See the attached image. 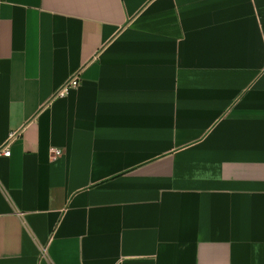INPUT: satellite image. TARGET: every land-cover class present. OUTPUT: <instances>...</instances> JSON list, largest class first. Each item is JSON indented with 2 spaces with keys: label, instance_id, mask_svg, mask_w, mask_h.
<instances>
[{
  "label": "crops",
  "instance_id": "crops-1",
  "mask_svg": "<svg viewBox=\"0 0 264 264\" xmlns=\"http://www.w3.org/2000/svg\"><path fill=\"white\" fill-rule=\"evenodd\" d=\"M14 131L0 264H264V0H0Z\"/></svg>",
  "mask_w": 264,
  "mask_h": 264
},
{
  "label": "built area",
  "instance_id": "built-area-1",
  "mask_svg": "<svg viewBox=\"0 0 264 264\" xmlns=\"http://www.w3.org/2000/svg\"><path fill=\"white\" fill-rule=\"evenodd\" d=\"M79 85V79L77 76L73 77L72 79H70L63 87L62 89L59 91V93L57 94L58 97H62L67 95V93L72 90V89H76ZM23 131H14L13 133H11L9 139L7 140L6 143H4L3 145H0V159L1 158H9L11 157V144L12 141H14L16 138L20 137V135L22 134ZM53 157L57 158L60 157L62 152L59 150H55L52 151Z\"/></svg>",
  "mask_w": 264,
  "mask_h": 264
}]
</instances>
